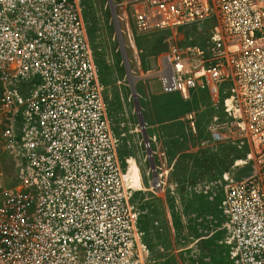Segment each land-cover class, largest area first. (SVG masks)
Wrapping results in <instances>:
<instances>
[{"label":"built area","instance_id":"obj_1","mask_svg":"<svg viewBox=\"0 0 264 264\" xmlns=\"http://www.w3.org/2000/svg\"><path fill=\"white\" fill-rule=\"evenodd\" d=\"M126 5V42L136 59L135 36L174 39L210 24L203 44L172 46L141 77L183 100L218 99L229 88L223 113L251 140L258 168L204 193L219 198L229 260L264 264V0ZM98 79L77 0H0V139L17 173L0 197V264H145ZM187 120L195 134L194 118ZM210 133L224 140L215 128Z\"/></svg>","mask_w":264,"mask_h":264},{"label":"rangeland","instance_id":"obj_2","mask_svg":"<svg viewBox=\"0 0 264 264\" xmlns=\"http://www.w3.org/2000/svg\"><path fill=\"white\" fill-rule=\"evenodd\" d=\"M128 1L77 0L93 59L99 69L98 80L109 102V106L105 105L117 159L124 169L127 187L137 197L133 202L130 198L129 202L132 212L138 214L139 231L145 229L143 239L140 238L138 243L141 245L140 257L145 264H163L160 263L158 241L170 244L174 240L171 231L165 227L186 228L194 222L209 226V240L200 239L195 244L190 241L191 246L187 242L181 246L174 243L175 254L173 249L171 253L166 250L163 254L165 264H233L219 229V198L204 192L209 184L223 177L234 182L251 177L258 168L253 144L246 136H240L232 121L224 115V99H210L206 94H200L185 112L196 114L198 130L192 134L182 124L183 130L179 131L183 134L184 141L181 137L180 142L184 144V152L182 156L170 154L169 137L151 127L172 110V103L175 104L172 99L176 96H164L158 79L141 77V73L153 71L157 58L172 46L201 45L209 32L188 27L180 30L174 39L167 34L160 40H146L150 41L149 46L141 40L143 46L136 59L125 36V15L129 17L130 8L124 5ZM138 37L141 36H135ZM228 90L225 87L223 91L228 93ZM163 96L171 97L167 98L171 100L159 99ZM178 111L177 117L182 114V109ZM213 119L217 121L215 125ZM141 120L146 137L139 125ZM209 128H215V133L224 140L212 141ZM248 155L251 158L247 160ZM222 157L226 159L220 160ZM16 176L15 159L3 148L0 139V197L15 186ZM191 180L201 182L192 187L187 184ZM205 180L208 181L206 184L203 183ZM157 183L160 187L152 190ZM186 213L194 217H183ZM203 213L204 217L201 216ZM142 218L145 219L143 222ZM156 229L164 231L160 233Z\"/></svg>","mask_w":264,"mask_h":264},{"label":"trees","instance_id":"obj_3","mask_svg":"<svg viewBox=\"0 0 264 264\" xmlns=\"http://www.w3.org/2000/svg\"><path fill=\"white\" fill-rule=\"evenodd\" d=\"M210 24L209 23H205L203 25V27L200 28V32H206V30L208 31L210 29ZM165 35H167V33H154V34H150V35H145V36H141L138 38H135V46L136 49L139 51L141 46H143V42L141 40H145L144 41V45L146 44L147 46H149L150 41H146V40H150L152 39H161V37H164ZM142 42V43H141ZM152 47V45H150ZM98 69V68H97ZM98 75L100 77V73H99V69H98ZM102 83V82H101ZM166 96V95H164ZM161 97L159 99H166V101L171 100V99H167V98H171V97ZM169 96V95H168ZM226 94L223 93V91L220 93L219 98L221 99V101L225 98ZM193 101H195V95L193 96ZM173 102H175L176 104V109H175V104L172 103L173 108H171V111L166 112L165 114H163L157 121V125L158 126V130H160V133L166 134L169 137V143L167 144L169 147V153L172 155H179L182 156L183 152H184V144H182L181 142L184 141L183 139V134L179 131L180 129L183 130L182 127V123L179 121V118L183 117L184 114H186V109L187 107L190 106L191 102H183L177 95H176V99L173 98L172 99ZM213 108V107H212ZM182 109V114H179V117H177V113H179L178 110ZM174 115V116H173ZM198 128V127H197ZM196 128V129H197ZM198 130V129H197ZM180 137V138H179ZM181 137H182V141H181ZM181 141V142H180ZM185 143V142H184ZM222 154L224 153V151L221 152ZM226 155V153H224ZM225 157H222L220 160H225ZM132 202L137 198L133 193H131L130 196ZM147 217H145L146 219Z\"/></svg>","mask_w":264,"mask_h":264},{"label":"crops","instance_id":"obj_4","mask_svg":"<svg viewBox=\"0 0 264 264\" xmlns=\"http://www.w3.org/2000/svg\"><path fill=\"white\" fill-rule=\"evenodd\" d=\"M156 64V63H155ZM165 95V94H164ZM166 96H168V95H166ZM176 96V95H175ZM178 96V95H177ZM194 96V95H193ZM193 96H192V98H193ZM200 96V94H195V98H197L198 99V97ZM179 97V96H178ZM180 98V97H179ZM181 99V98H180ZM183 102H191V101H193V99H188V100H183V99H181ZM104 101H105V104L107 105V106H109V102H108V100H107V97H106V95H104ZM110 113V112H109ZM189 116H191L192 118H194V126L196 125V123H197V116H196V114L195 113H193V112H187L186 114H184L183 115V117L182 118H179V121L184 125V128L186 129V130H188L189 132H191V130H190V128H189V121L187 120V118L189 117ZM110 117V116H109ZM158 126L159 125H157V123L155 124V126L152 128L151 127V129H157L158 128ZM186 126V127H185ZM197 126V125H196ZM208 130H210V128L208 129ZM158 131H160V130H158ZM195 131H196V127H195ZM156 134V131H154L153 132V134ZM209 134L211 135V133H210V131H209ZM158 135V134H157ZM160 135V134H159ZM154 137V136H153ZM155 138V137H154ZM118 150V149H117ZM123 169V168H122ZM124 170V169H123ZM195 177H199V175H195ZM195 179H197V178H195ZM160 180V179H159ZM186 180H188V179H186ZM199 182H201V181H195V182H193L192 180L190 181V182H188L187 184H190L192 187H195V185H198L197 183H199ZM206 182H208V181H203V183H205L206 184ZM134 186H135V184H133ZM218 201H219V199H218ZM203 212H205L204 210H203ZM207 213V212H206ZM205 213V214H206ZM200 214V213H199ZM214 214V213H213ZM186 215L188 216L189 214L188 213H186L185 215H183V217H186ZM198 215V214H197ZM197 215H195V216H197ZM204 215V213L203 214H201V216H203ZM189 217H194V215L193 214H190L189 215ZM204 217V216H203ZM145 219L144 218H142L141 219V221L143 222ZM170 228V229H169ZM165 229H168V230H170L171 231V234H173L172 236H173V238H174V240H172V241H170V244L168 243V244H163V243H161L160 241H158V246H157V248H158V252L160 253V256H161V259H160V263H163V264H165L166 262H165V256L163 255V254H165V252H166V250L168 251V254L169 253H171V249H173L172 251H174V254H175V250L176 249H174L175 247H174V243L175 244H178L179 246H181L183 243H188L187 245H189V246H191L192 244H195L198 240H200V239H204V241L205 240H209V238H210V232L211 231H209L210 229H209V226L207 227V225L206 224H201V223H192L191 224V226H189V227H186V228H184V227H181L180 229H176L173 225H169L168 227H165ZM143 230H145V229H143ZM156 230H158V232H160V233H163V231L164 230H162V229H156ZM193 242L192 244H191V242ZM190 242V243H189ZM145 244H146V240H145ZM172 244V245H171ZM170 245V246H169ZM194 246V245H193ZM181 248V247H180ZM157 250V249H156ZM173 253V252H172ZM168 254L166 255V257H168ZM159 261V260H158Z\"/></svg>","mask_w":264,"mask_h":264},{"label":"water","instance_id":"obj_5","mask_svg":"<svg viewBox=\"0 0 264 264\" xmlns=\"http://www.w3.org/2000/svg\"><path fill=\"white\" fill-rule=\"evenodd\" d=\"M140 127H141V129H142V133H143V135H144V137H146V131H145V127H144V123H143V121L141 120L140 121ZM144 142H145V144H147V140H144ZM148 155H150V152H148Z\"/></svg>","mask_w":264,"mask_h":264}]
</instances>
